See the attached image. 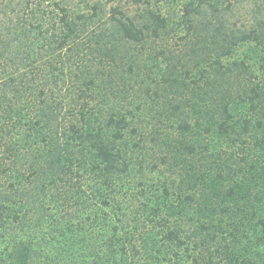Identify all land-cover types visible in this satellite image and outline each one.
<instances>
[{"label": "trees", "instance_id": "trees-1", "mask_svg": "<svg viewBox=\"0 0 264 264\" xmlns=\"http://www.w3.org/2000/svg\"><path fill=\"white\" fill-rule=\"evenodd\" d=\"M25 1L0 9V264H264V0H189L175 28L165 0ZM180 28L144 125L134 51ZM148 163L171 181L135 194Z\"/></svg>", "mask_w": 264, "mask_h": 264}, {"label": "rangeland", "instance_id": "rangeland-1", "mask_svg": "<svg viewBox=\"0 0 264 264\" xmlns=\"http://www.w3.org/2000/svg\"><path fill=\"white\" fill-rule=\"evenodd\" d=\"M8 1L9 2L11 1V3L13 4V5L11 4L12 7L6 9L4 6L5 4H4L0 6V9H3V11L7 13V16L9 15L12 16V14L14 16L15 11L18 10L17 4H16L18 0H6L4 1V3H7ZM54 1H58V0H29V3L30 2H33L34 4L43 3L42 4L43 6H47V5L50 6L51 3ZM107 1L108 3L106 2V4L108 7H111V5L119 6L124 12H126L131 17H137V13L139 11L140 6L144 4V2H141L143 0H107ZM145 1L154 2V0H145ZM188 1L189 0L162 1L161 3L162 10L165 15H168L170 17L171 23H172L170 24V26L172 28H175L176 27L175 23L179 21L180 9L183 3L188 2ZM19 2L23 3L22 6L27 5L25 0H19ZM103 2H105V0H103ZM73 3H74L75 9H78L80 11L87 10L86 7L84 6L85 4L83 0H74ZM1 17H3L2 14H0V18ZM4 19L6 20L7 18L5 17ZM242 21H245V19H242L241 21H239L238 25H240ZM181 29L182 28H180L178 30L179 32L177 31L176 34L175 33L173 34L174 31H172L170 34L167 35L168 37L163 42L158 41L156 42V44L149 43L148 45L145 46L143 50H140L139 52L134 51L136 53L135 55L138 58V62H137L136 68L133 70L132 74L130 75L131 78L129 79L130 82L128 83H131L134 87V91L136 93L135 94L136 95L135 100L137 101L136 103H138L139 107H141L140 110H138L137 114L139 115V119L141 121H145L144 125H147V120L149 119L150 115L153 114V110L150 109L149 107H151L152 104H154L153 101L156 99L154 92L158 91L156 90V85L154 84L155 83L154 81H160L159 71L162 70L160 68L163 67V63L166 62V60L162 56H160L159 51L165 47L166 49L174 53H177L179 49H181V44H182L181 42H183L181 40V37L184 36V32L182 31L183 29L182 30ZM243 51H244L243 47L239 48L236 51L235 56L238 58L242 57ZM174 53H170L167 59L170 60L171 58H173L172 60H170V62H173L175 65H177L176 59H177V55L179 54H174ZM189 83L190 81L189 79H187L185 84H189ZM151 99H154V100L151 101ZM147 159L150 160V158L148 157ZM165 173H167L165 168H163L160 171H152L151 166H149V163L144 165L143 170H138L136 166V168H134V170L132 171V178H131V182L134 183V185H136L134 193L136 194L137 191L140 190L139 188L140 185H138L139 181H141L142 183L146 182L148 183V185H153V187L155 188L157 187L158 189H161L159 186L165 183L166 184L170 183L171 181L170 178H169V181L165 179L164 175L168 176V174H165ZM176 183L177 181H175V184ZM140 201H143V200H140ZM137 204L138 202H136V205ZM131 216H133L131 213L127 214V218L129 222H130ZM153 223L154 222L141 223L143 225H141L142 227L140 226L138 231H136V235L137 236L143 235V236H146V238L150 237V239L154 241L158 245V247L164 248V246L162 245L164 243V240L162 238L163 232H161V230L157 226H154ZM132 225L129 226L128 228L130 232H134V230L132 229L133 227ZM143 236H141L139 239H142ZM151 249L152 247L149 245L148 246L149 255L152 256L153 254L158 257V255H156L155 253V250H151ZM161 264H167V262L163 261L161 262Z\"/></svg>", "mask_w": 264, "mask_h": 264}]
</instances>
